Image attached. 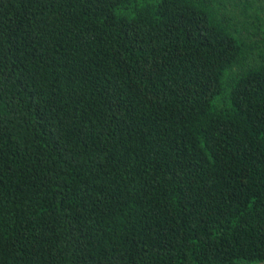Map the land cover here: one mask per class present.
<instances>
[{
    "label": "trees",
    "instance_id": "obj_1",
    "mask_svg": "<svg viewBox=\"0 0 264 264\" xmlns=\"http://www.w3.org/2000/svg\"><path fill=\"white\" fill-rule=\"evenodd\" d=\"M0 264H264V0H0Z\"/></svg>",
    "mask_w": 264,
    "mask_h": 264
}]
</instances>
